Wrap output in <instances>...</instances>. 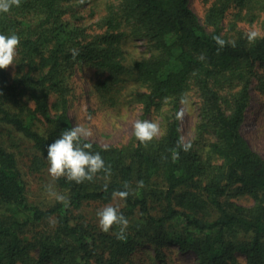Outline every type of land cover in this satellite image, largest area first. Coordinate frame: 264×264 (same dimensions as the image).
Segmentation results:
<instances>
[{
    "label": "trees",
    "instance_id": "obj_1",
    "mask_svg": "<svg viewBox=\"0 0 264 264\" xmlns=\"http://www.w3.org/2000/svg\"><path fill=\"white\" fill-rule=\"evenodd\" d=\"M85 1L21 0L0 13V34L20 37L14 70L0 69V264H126L148 247L164 260L158 253L169 245L198 264H264V155L243 130L251 90L264 96V0H212L209 29L188 0H107L88 26ZM242 11L262 17L254 43L236 22ZM214 36L236 46L217 51ZM129 39L143 40L146 53L131 56ZM81 67L97 73L104 104L136 103L143 119L160 118L162 134L147 146L134 133L116 145L86 139L111 174L78 184L49 175L47 149L74 126L68 108ZM185 95L197 100L189 151L177 146ZM27 174L47 175L68 203L34 198ZM125 182L131 194L114 200ZM109 203L129 221L125 239L120 225L107 233L98 225Z\"/></svg>",
    "mask_w": 264,
    "mask_h": 264
},
{
    "label": "rangeland",
    "instance_id": "obj_2",
    "mask_svg": "<svg viewBox=\"0 0 264 264\" xmlns=\"http://www.w3.org/2000/svg\"><path fill=\"white\" fill-rule=\"evenodd\" d=\"M94 1V0H93ZM97 1L96 14L89 16L88 10L91 5L90 1H85L80 6V14L84 16L82 23L88 26L92 25L99 13L103 11L105 2L107 0ZM212 0H188V5L196 14L199 21L206 26L204 21V14ZM232 13L229 15V20L232 19ZM262 17L257 21H252L251 17L245 15V11L237 17L236 22L238 26L246 31L257 30L260 32ZM207 27V26H206ZM209 29V27H207ZM126 50L131 56L141 57L146 53V44L141 39H129L126 44ZM13 71V64L9 66ZM98 78L97 73L89 67H81L77 72V97L71 100L69 104V114L71 116L73 125L83 123L90 127L92 136L87 139L97 142L101 145L121 144L127 142L134 133V123L137 120H152L159 123L161 128V120L158 117L149 116L143 119L142 109L139 105L132 102H126L123 105L113 108L104 104L99 98V94L95 91V82ZM197 100L193 97L188 99L187 105H181L180 111L183 110L182 120V137L184 141L190 140L193 136L192 125L196 120L197 114ZM243 130L252 147L264 155V96L255 89L251 90L250 103L245 114L243 123ZM28 182L30 186V194L34 198H41L50 200L52 198L46 191L48 186H51L47 175L43 179L34 175H28ZM52 189L55 192L58 190ZM59 193V192H58ZM237 201L242 204H247L245 198H238ZM157 251L153 247L142 249L135 253L126 264H162L167 261L169 264H198L197 257L192 252H183L178 249L176 245H169L161 249L159 256L164 257V260H159Z\"/></svg>",
    "mask_w": 264,
    "mask_h": 264
},
{
    "label": "clouds",
    "instance_id": "obj_3",
    "mask_svg": "<svg viewBox=\"0 0 264 264\" xmlns=\"http://www.w3.org/2000/svg\"><path fill=\"white\" fill-rule=\"evenodd\" d=\"M21 0H0V13L9 12L13 6L19 7ZM260 33L257 30H250L246 33V38L249 43H254ZM213 39L219 46L217 51L223 48L226 44L235 47V41H225L220 36H214ZM20 44V37L16 33L10 35L0 34V69H5L14 64V59L17 54V48ZM78 55L76 50H73V56ZM203 54L200 59H203ZM168 98H165L167 102ZM181 102L187 105V96L181 98ZM177 119L183 117V110L176 114ZM90 127L83 123L75 124L73 127L63 131L61 135L55 139L47 149V161L49 163L48 173L55 180L60 177H65L69 181L76 183H83L85 180L92 181L95 175L104 171L106 175L111 174L110 165L106 166L105 161L99 152L93 153L91 151L92 144L84 142L88 137L92 136ZM161 128L159 123L152 120H137L134 123V135L136 139L143 145L147 146L155 137L161 135ZM177 146L184 151H189L191 142L185 143L183 139L178 141ZM179 158V153L174 152L173 161ZM107 190V184L104 186ZM124 190H114L112 198L114 200H126L131 194L132 190L128 182L124 183ZM137 187H144L142 180L137 182ZM46 191L56 201L64 204L68 203V198L55 192L51 186H48ZM98 217V225L103 232H109L113 225H120L119 231L116 233L117 239H125V231L128 227L129 221L124 214L119 210L118 205L111 203L106 204L96 213ZM55 225L56 221H50Z\"/></svg>",
    "mask_w": 264,
    "mask_h": 264
}]
</instances>
